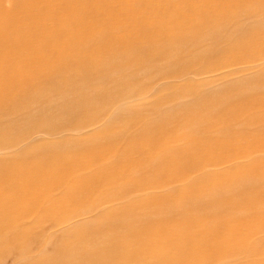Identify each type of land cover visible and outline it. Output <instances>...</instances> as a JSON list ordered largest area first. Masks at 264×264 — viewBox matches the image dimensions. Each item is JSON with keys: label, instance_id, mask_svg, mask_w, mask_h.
<instances>
[{"label": "bare ground", "instance_id": "6f19581e", "mask_svg": "<svg viewBox=\"0 0 264 264\" xmlns=\"http://www.w3.org/2000/svg\"><path fill=\"white\" fill-rule=\"evenodd\" d=\"M114 1L0 0V264H264V67L194 79L264 63V0Z\"/></svg>", "mask_w": 264, "mask_h": 264}, {"label": "rangeland", "instance_id": "374dc122", "mask_svg": "<svg viewBox=\"0 0 264 264\" xmlns=\"http://www.w3.org/2000/svg\"><path fill=\"white\" fill-rule=\"evenodd\" d=\"M62 1H64V0H62ZM139 1L141 3H145L147 0H139ZM223 1L228 2V3L230 2V0H223ZM1 2H2V8H4V9L11 8L12 4H13V0H1ZM128 2L131 3L132 0H128ZM142 5L143 4H137V3L135 4V6H138V7H141ZM113 6L115 7V9H114L113 13L111 15H109L112 18L113 22H117L119 20V15L117 14L116 8L124 7L122 12H121V14H120V17H121V20H122L121 23L123 22L124 19H126L128 17H131L127 13V9H128L126 7L127 6V2H124L122 0H115L114 3H113ZM249 8L255 10L257 8V5H255L254 2H251V4H249ZM156 18L157 19H162V16H156ZM261 26L264 27V24H262ZM224 47H225L224 45H220L218 48L222 50V49H224ZM240 48L241 49L239 50L238 53L235 54V57H234L233 60L228 61L227 56L225 55L223 57V59L220 61L221 64H219L217 66L214 65V66H216V70H215L214 73L206 74V75H203V76L197 77V78L195 77L194 78L195 81L214 80L215 84L211 85L212 87L220 86L222 84L231 85V84H233L235 82H239V81H244V83H247L248 81H245L243 79H245L246 77H249L252 74L257 73L260 70H262L263 67H264V63L262 61L248 62L246 64L245 63H238L237 59L239 57L244 56V53L246 54V53H248L250 51V49H249L250 46H244V47L240 46ZM155 66H157V68L166 70V69H168L171 66V64L169 62H165L164 60H160V61H158L155 64ZM143 69L144 68H142L140 70V72L138 73L136 79L128 85L129 88L124 90L125 93L135 89L137 80H139L138 81V86L140 84H143L144 83L143 78H142L143 76H147L148 77V76L155 75V71L153 69L150 68V69H146V70L142 71ZM250 77H253V76H250ZM162 82H164V81H159V83H162ZM247 84H249V82ZM247 84H246V86H247ZM157 88L161 90V88L159 86H157ZM260 89L262 90V89H264V87L263 88H259V90L257 92H261ZM143 92H144V90L141 91V96H139V97L143 98L142 101L139 102V100L136 99V102L138 101L136 103V105H139L138 106V110H144V113L152 114V117H154V116H165V115L167 116L168 113H169L168 116H170V115H173L172 113L177 112V111H179L181 109H184L186 107L184 104H190V103H195V102H198V101L199 102L203 101V100L197 99V97L187 96L188 99H186V101H183L184 103H176V104L173 103L170 106H166V107H162V108L161 107L152 108V107H147V106L150 105L153 101L157 100L159 97H161L163 95H168L171 92L170 91H159L157 89H155L154 91H150V92H145V93H143ZM193 99H194V101H193ZM190 100H192V101H190ZM234 101H235V99L232 100V102H234ZM157 106H160V105H157ZM170 108H172V109H170ZM154 109L155 110L158 109L157 112L153 113ZM162 109L163 110L165 109V110L163 111ZM158 112H160V113H158ZM90 113L87 112L86 113L87 114L86 117H88V118L92 117L91 115H93L95 112L92 111ZM11 118H12V115H9V116H6L4 119L5 120H9ZM180 133H182V132L180 131ZM25 144L26 143H23V145H25ZM4 153L5 152H0V157L4 156ZM8 153L9 152L7 151V154ZM257 155H264V153L255 154V155H253V157L257 156ZM253 160H256V159L254 158ZM259 160H261V159H259ZM240 164L245 165V164H247V162H241ZM209 172H217V171H209ZM197 176H199V175H197ZM252 212L254 214L258 215L257 219L262 217V212H263L262 211V207L254 208L252 210ZM31 217H33V215Z\"/></svg>", "mask_w": 264, "mask_h": 264}]
</instances>
